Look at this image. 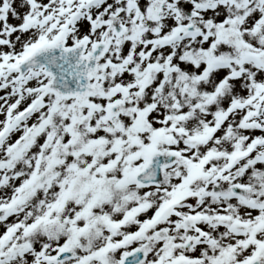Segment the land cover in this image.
<instances>
[{"label": "snow or ice", "instance_id": "snow-or-ice-1", "mask_svg": "<svg viewBox=\"0 0 264 264\" xmlns=\"http://www.w3.org/2000/svg\"><path fill=\"white\" fill-rule=\"evenodd\" d=\"M0 264H264V0H0Z\"/></svg>", "mask_w": 264, "mask_h": 264}]
</instances>
